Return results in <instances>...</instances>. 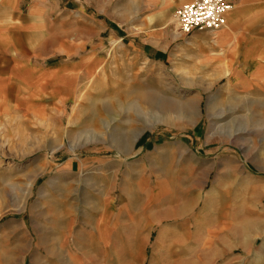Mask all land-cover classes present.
Instances as JSON below:
<instances>
[{
	"label": "rangeland",
	"instance_id": "1",
	"mask_svg": "<svg viewBox=\"0 0 264 264\" xmlns=\"http://www.w3.org/2000/svg\"><path fill=\"white\" fill-rule=\"evenodd\" d=\"M176 8L0 49V264H264V94Z\"/></svg>",
	"mask_w": 264,
	"mask_h": 264
},
{
	"label": "crops",
	"instance_id": "2",
	"mask_svg": "<svg viewBox=\"0 0 264 264\" xmlns=\"http://www.w3.org/2000/svg\"><path fill=\"white\" fill-rule=\"evenodd\" d=\"M189 1L192 0H0V49L10 54L21 33L29 43L35 31L44 32L61 22L60 18L64 19L68 11H77L80 16L85 11H98L119 23L121 21L111 18L109 11H123V15H127V11L137 14L145 11L146 15L161 16ZM233 2L227 24L215 31H225V48H232L227 56L233 66L229 78L232 79L233 74V78L247 81V91L264 94V0Z\"/></svg>",
	"mask_w": 264,
	"mask_h": 264
},
{
	"label": "built area",
	"instance_id": "3",
	"mask_svg": "<svg viewBox=\"0 0 264 264\" xmlns=\"http://www.w3.org/2000/svg\"><path fill=\"white\" fill-rule=\"evenodd\" d=\"M233 7V0H192L176 8L175 20L183 34L195 30L217 31L227 24Z\"/></svg>",
	"mask_w": 264,
	"mask_h": 264
},
{
	"label": "bare ground",
	"instance_id": "4",
	"mask_svg": "<svg viewBox=\"0 0 264 264\" xmlns=\"http://www.w3.org/2000/svg\"><path fill=\"white\" fill-rule=\"evenodd\" d=\"M250 227V226H249ZM248 228V227H247Z\"/></svg>",
	"mask_w": 264,
	"mask_h": 264
}]
</instances>
